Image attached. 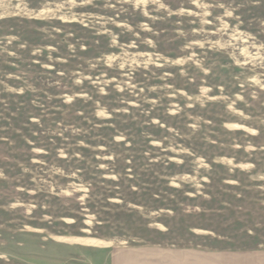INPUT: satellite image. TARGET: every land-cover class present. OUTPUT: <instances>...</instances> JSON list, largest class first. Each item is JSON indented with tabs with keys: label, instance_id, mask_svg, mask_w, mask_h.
Returning <instances> with one entry per match:
<instances>
[{
	"label": "rangeland",
	"instance_id": "1",
	"mask_svg": "<svg viewBox=\"0 0 264 264\" xmlns=\"http://www.w3.org/2000/svg\"><path fill=\"white\" fill-rule=\"evenodd\" d=\"M264 249V0H0V264Z\"/></svg>",
	"mask_w": 264,
	"mask_h": 264
},
{
	"label": "crops",
	"instance_id": "2",
	"mask_svg": "<svg viewBox=\"0 0 264 264\" xmlns=\"http://www.w3.org/2000/svg\"><path fill=\"white\" fill-rule=\"evenodd\" d=\"M169 264H264V249L180 248L170 251Z\"/></svg>",
	"mask_w": 264,
	"mask_h": 264
}]
</instances>
